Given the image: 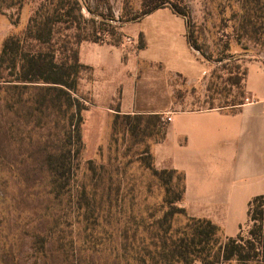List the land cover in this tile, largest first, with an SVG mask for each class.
<instances>
[{"label":"rangeland","instance_id":"374dc122","mask_svg":"<svg viewBox=\"0 0 264 264\" xmlns=\"http://www.w3.org/2000/svg\"><path fill=\"white\" fill-rule=\"evenodd\" d=\"M39 1L26 0L16 26L11 25L15 10L0 14V54L5 38L24 30ZM145 1L79 0L83 19L77 32L97 43H129L133 37L122 28L138 21L131 19ZM160 1L185 7L186 36L208 64V74L199 84L174 80L178 103L171 110L217 109L244 100L242 84L249 64L264 65V0ZM134 39L137 48L144 41L142 35ZM5 66L0 80V264H125L116 256L121 242L136 228L132 218L142 216L148 224L149 215L160 216L166 210L164 200L177 195L182 199L174 206L184 213L176 214L173 229L181 231L189 218H195L216 225L220 242L240 232L247 235L248 203L242 215L236 207L232 219L227 218L225 204H199L201 214L209 215L198 217L184 207L182 173L168 184L165 175H153L152 169L162 170L155 165L152 147L164 128L148 136V130L142 131L144 123L129 131L121 117L102 114L86 87L91 71L80 73L71 94L81 108L79 142L69 129L74 109H67L63 100L51 101L57 91L42 84L15 86L16 70ZM54 158L70 161L69 171H49L47 161Z\"/></svg>","mask_w":264,"mask_h":264},{"label":"crops","instance_id":"0c3cea01","mask_svg":"<svg viewBox=\"0 0 264 264\" xmlns=\"http://www.w3.org/2000/svg\"><path fill=\"white\" fill-rule=\"evenodd\" d=\"M122 31L132 35L129 43L82 41L78 47L79 63L92 72L86 87L94 107L104 115H169L164 138L152 154L158 169L183 174L184 207L208 217L199 204H225L227 218L236 207L242 215L245 203L264 195V65L249 64L244 100L234 108L173 112L178 103L174 80L196 85L208 74V64L188 43L185 20L162 8ZM138 35L143 49L135 46Z\"/></svg>","mask_w":264,"mask_h":264},{"label":"trees","instance_id":"16d2710c","mask_svg":"<svg viewBox=\"0 0 264 264\" xmlns=\"http://www.w3.org/2000/svg\"><path fill=\"white\" fill-rule=\"evenodd\" d=\"M25 5L26 0H0V14L15 10L18 14L16 21L11 25L16 26ZM162 8H169L175 15L186 19V26L188 25L189 13L185 11V7L167 6L160 0L145 1L140 14L131 20H140ZM82 19L79 0H40L31 10L24 30L18 35H9L5 38L0 54V80L3 79L1 70L6 64V69L16 70L14 82L18 85L15 86L45 85L46 90L57 91L56 97L51 99L54 104L63 100L67 109H74L69 129L79 142L81 108L75 104L76 100L71 98V94L77 90L80 73L90 72L91 69L79 63L78 47L82 41L97 43L96 40L87 39L77 32L80 31ZM71 29L76 30L73 35H64V32ZM187 40L193 47L191 39L187 37ZM144 47V41L140 42L138 49ZM240 103H233L224 108L232 109ZM120 117L125 120V126L129 131H135L144 123L142 131L145 133L148 130V136L156 131L157 134L161 133L162 126L164 130L160 139L164 138L168 123H163L159 114L117 113L115 116L116 120ZM148 155L150 157V154ZM47 166L49 171L57 174L61 169L69 171L70 161L63 158L56 161L54 158L47 161ZM152 173L154 176L165 175L168 178L167 184L173 175L180 174L175 170L154 169ZM181 199L182 195L175 198L167 197L164 200L166 210L160 216L150 214L151 221L148 224L142 216L138 220L132 218L136 228L130 239L125 237L121 242L116 259H122L125 264H193L196 261L201 264L230 261H235L236 264H264V195L256 196L248 203L247 235L244 236L240 232L223 242L219 240L218 227L209 220L189 218L181 231L173 229L176 214L184 213L174 206ZM140 229L142 232H139Z\"/></svg>","mask_w":264,"mask_h":264},{"label":"built area","instance_id":"2783aa9c","mask_svg":"<svg viewBox=\"0 0 264 264\" xmlns=\"http://www.w3.org/2000/svg\"><path fill=\"white\" fill-rule=\"evenodd\" d=\"M161 121L163 123H169L171 121V117L169 115H167V114H164V115L161 116Z\"/></svg>","mask_w":264,"mask_h":264}]
</instances>
